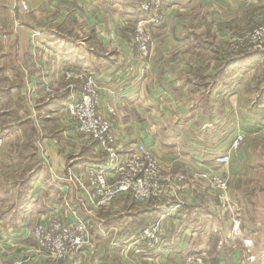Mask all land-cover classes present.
<instances>
[{
	"label": "rangeland",
	"instance_id": "374dc122",
	"mask_svg": "<svg viewBox=\"0 0 264 264\" xmlns=\"http://www.w3.org/2000/svg\"><path fill=\"white\" fill-rule=\"evenodd\" d=\"M45 1L33 0L29 3L26 0H0V264H69L68 260L59 262L55 257L56 254L45 250L41 245L39 246L35 228L42 220L48 221L53 218L69 220L74 217L84 218L88 223L86 238L88 243L85 250L79 251L76 256L78 264H215L214 260L220 256V253L232 257L239 251L245 252L247 249L249 250L248 255L255 257L254 264H264V102H262L263 105H260L261 108H258L256 103L254 104V99L256 101L259 95L256 85L257 87L261 85L260 92L264 87L260 84L264 80L262 78L264 76V45L255 43L236 52L232 50L230 44L232 38L239 40L252 29L250 33L254 34L256 26L264 23V0H238L237 7L232 6L238 13V30L229 32L231 36L226 35L228 36L227 40L224 36L216 34V37H220L221 41L225 40L218 43H222L226 47V52H228L225 54L226 58L238 54L261 57L252 67L254 70L250 71L254 80H249V76L245 78L249 86L242 88V95L246 96L243 101L238 100L239 105L243 106L239 110L240 116L234 118V116L228 115L225 119L208 120L196 119L195 115L191 113L190 116L193 118L187 117L173 123L168 120L169 131L166 127L160 131L159 135L164 144L162 148L158 147V149L170 156L171 163L183 162V160L185 162L211 161L215 168L212 173L221 177L226 182L227 188L222 192L205 188L206 195H209L208 191L214 192V195L210 197L211 205H209L208 196L207 198L203 196L198 198L200 204H208L205 211L210 213L208 214L206 211L207 220L211 221L210 231L208 230L204 235L199 234L200 236L194 240H189L190 244L182 248L184 250L181 256H175L180 248L173 247L174 243H180L179 236L181 234L179 235V232L171 236L169 240L172 248L162 253L165 250V247H162L157 252L158 260L155 261L135 256L132 249L128 251L127 257L121 255L122 249L135 242L134 239H131L132 234H135L144 225L143 223H134L135 220L131 216L135 212L151 207L157 208L161 215H164L168 204L172 205L174 201L179 203L178 201L185 199L184 194L187 196V193L194 192L193 197H199V194H196L194 185L189 187V185L184 186L183 183H179L167 189L161 198L150 203L138 204L131 199L124 202L114 200L103 208H89L84 196L77 192V187L83 183L82 181L86 182L87 176L86 170L79 167L84 163L97 162L99 159L97 154L101 151L90 139L79 133L74 134L77 138L74 139L73 145L61 139L52 140L53 143L59 145L56 147L57 149L62 148L60 153L65 160L61 173H57L56 176L65 180L62 183L64 190L62 194H57L60 191L58 187L60 183L50 180L52 173L45 166L48 159L43 155L42 141L46 137L55 139L57 125L68 130L72 125L65 121L67 120L64 114L65 109L59 108L60 106L57 107L51 102L52 98H55L52 97V94L56 90L50 80L39 81L40 70L44 68V65H39L40 59L38 60L37 55H34L35 60L31 56L32 61L30 62V54L27 52L26 55H23L27 59H21L19 57L20 50H18V55L14 51L18 46L17 42L12 43L13 51L12 54H9L11 53L8 51L9 42L11 36H16L17 39H20V46L22 45L23 50L27 49L28 51L30 47L38 46L40 40L45 42L42 33L46 39H49L48 34L53 30L61 35L76 39L79 41V46H84L86 51L91 48L99 51V44L98 40H90L88 35L83 34L81 24L76 25L77 27L75 25L68 26L70 22L62 20L59 13L54 9H49V0H47V4ZM109 1L113 2L109 7L112 13L119 9L114 2L121 1L122 5L127 4L123 8L126 11L125 15L128 16L125 17L124 23L126 27L128 26L127 30H129L128 34H131L132 43V28L141 20L139 16L140 19L136 21L134 16L141 0ZM211 1L209 0L207 5H200L197 11H194L196 6L190 7L192 9L189 13L191 14L182 18V22L189 23L191 21V34L193 29L200 32L203 27L206 28V32H209L208 27L211 24L208 23L209 21H205L206 18L211 20L213 16H219L222 12L224 15L220 16L223 18L230 15V11L216 10ZM214 1L223 8H227L230 2V0ZM236 1L234 0V4ZM96 6L101 8L100 4H96ZM67 10L68 8H66ZM165 10L169 13L171 8ZM165 10H163L164 13L161 12L163 22L158 26L151 25L147 28V30L151 28L147 34L150 38L149 49L152 48V51L156 48L166 50L175 46L170 42L172 39H168L169 36L166 35ZM178 10L181 9L178 7L176 11ZM68 18L71 21L73 18L78 20L76 15L74 17L69 15ZM125 26L124 28H126ZM182 34L183 31H181ZM195 37L199 38L197 35ZM79 50L83 52L81 48ZM40 51L46 58L44 51L42 49ZM148 52L145 62L151 56V49ZM48 58L52 59L53 57ZM159 58L164 60V64L168 60L166 52L159 54ZM214 58L215 56L210 54L196 55L195 67L189 70H183L182 61L173 62L171 66L178 72L173 71L172 73L176 78L180 76L186 78L187 81H194L196 85H201V80L207 82L210 79L207 78V67L211 62H215ZM134 61L138 64L136 53ZM43 62L46 64L47 61ZM79 62H81L80 64L84 63ZM33 63L35 64L34 73L32 72ZM212 68L213 66L208 67V70H212ZM164 70H166V65ZM184 71L185 74H183ZM200 73L204 78L198 77ZM45 83H50V85L43 86ZM249 88H251L250 92H248ZM198 96L200 99L202 98L201 94ZM176 97L178 100L180 99L177 94ZM66 105L64 102L63 106ZM225 109L228 111L227 113H231L229 110H232L233 107L225 106ZM248 109H254V111L243 113ZM63 122L66 126L61 125ZM170 123L171 127L169 128ZM248 132L255 133L248 134ZM238 136H242V139L239 144L233 147L232 144ZM220 155L228 156L229 159L225 165L215 164V159ZM189 170H192L191 173H196L195 168L187 167L186 175ZM174 173L185 176L181 170ZM207 185H209V181ZM43 202L53 206L48 210ZM174 206L171 209H174ZM71 208H74L72 210L74 213L69 211ZM128 213L132 215H128ZM128 216L131 217L130 220H128ZM155 217L158 219L159 216ZM163 220L164 225L169 224L166 221L167 216L164 215ZM233 221H237L239 225V239L250 240L251 248H243V245L236 239L227 243L226 246L229 250H225L226 246L218 247L220 237L214 235L213 228L218 227L223 232L225 228H229L234 223ZM23 227L25 232L22 231ZM122 233L129 237L119 239L120 236H124ZM25 237H28L26 241ZM192 242L193 244H191ZM207 244L209 245L207 246ZM201 247L203 251L193 256ZM182 250L179 251L180 254ZM171 253H174V256ZM162 254L163 256L160 257ZM231 263H235V261L221 260L219 264Z\"/></svg>",
	"mask_w": 264,
	"mask_h": 264
},
{
	"label": "crops",
	"instance_id": "0c3cea01",
	"mask_svg": "<svg viewBox=\"0 0 264 264\" xmlns=\"http://www.w3.org/2000/svg\"><path fill=\"white\" fill-rule=\"evenodd\" d=\"M26 1L31 3L33 0ZM105 1L49 0V9H54L59 13L62 20L64 19V21L70 22L69 25L66 22L64 23L68 26L81 24L80 27L82 28L83 34L86 36L92 35L93 39L98 40L99 53H96L92 48L86 51L84 46H79V41L76 39L71 36L61 35L53 30L48 34L50 41H48L49 39H46L44 33H42L45 42L39 39L40 42L38 43V46L35 45L34 47H30L28 51L27 49L23 50L22 45L20 46V39H17L16 36H11L8 51H11L9 54H12V43L17 42L18 46L14 51H16L18 55V50H20L19 57L21 59H27L23 55H26L28 52L30 54L31 62V56L34 57V55H37L38 60L40 59L39 65H44V68L40 70L39 81L50 80L52 86L56 90L52 94V97L55 98H52L51 101L54 105H56L55 103L64 102L67 104L68 101L77 96L79 91V85H74L70 89L66 88V83L61 76L64 68L86 70L89 73H92L95 77L98 88L99 109L104 114H107V107H111L114 110L115 114L109 116V119L112 124V129L123 148L130 150L134 145L141 143L159 158L161 165H171L173 168L171 170L172 172H177V170L183 171L187 179L184 186L189 185V187H191L190 185H194L196 187L195 192L196 194H199V197H193L195 195L194 192H191L190 194L187 193V196L184 194L185 199L178 201L179 203L172 201L173 204L170 206L173 207L175 205L174 209H168L164 213V215L167 216L166 221L169 223L166 225L168 226L170 237L179 232V235L181 234V236L178 235L180 243L176 242L173 246H179L180 250H182V248H185L190 244L189 240H194L200 236L199 234L204 235L208 230L210 231L209 226L211 225V221L207 220V216L210 213L204 214V212L207 211H205V209L208 207V204H200L198 198H201V196L207 198L208 196L209 205H211L212 202L210 201V197L214 195V192L210 193L208 191L209 195H206L207 192L205 191V188L210 189L207 182L210 181L209 175L214 172L215 168L212 164L213 162L208 160L205 162H196V160L193 162H185V160H183V162L171 163L170 156L162 153V151L158 149V147L162 148V145L164 144V141L161 140L159 135L160 131H163L165 127L167 128V131H169L168 120L173 123L176 120L187 117L193 118V116H190L191 113L192 115H195L194 118L196 119L204 118L208 120H216L219 118L217 120H221L225 119L228 115L238 118L240 116L239 110L243 107L241 104L239 105L238 100L243 101L244 97H246L245 95H242V88H248L249 86L245 78L249 76V80H254L252 74H250V71L252 72L254 68L248 70L239 78L238 65L236 60L233 59L228 62V69H223L222 72L229 75L236 74V77L233 78L231 76L230 78L223 79L218 84L214 83L211 85L212 88L203 93V91L200 92L197 89L194 81H187L186 78L184 79L180 76L177 78L174 77L175 74L172 72H178V70L173 69L171 65L173 62L177 63L182 61L184 64L183 70H189L190 68L195 67L194 59L196 58V55H217L218 58L221 59L220 55L222 56L223 51H226V47L224 44L218 42H224L229 35L231 36L229 32H233L239 28L238 13L236 12V9L232 7H237L238 0L235 4L234 0H230L227 8H223L218 2L212 0L211 3L216 10L230 11V15L223 18L220 15H224V12L220 13L218 11V13H220L219 16H213L211 20L207 18L205 19L206 22L209 21L208 23L211 24V26L208 27L209 32H206V28L203 27L200 32H196L193 29L192 34L190 32L191 21L189 23L187 21L182 22V18L191 14L189 12L192 8L190 7L196 6L194 11H197L199 10L200 5H207L209 0H162V8H160L162 12L165 9L171 8L169 13L165 10L166 22L164 25L167 30L166 35L169 36L168 39H172L170 42L175 44V46L170 49L167 48L166 50L156 48L154 51L150 48L151 56L143 64H136L134 61L135 52L131 43V34H128V26L126 27L124 23L125 17L128 16L125 15L126 11H124L123 8L127 4L125 3L122 5L121 1L114 2V4L118 5L119 9L112 13L109 10V7L113 2H110L109 0ZM45 3L47 4V0ZM96 4H100L101 8L96 6ZM178 7L181 10L176 11ZM66 8H68L67 11ZM69 15L73 17L76 15L78 20L73 18L71 21L68 18ZM61 22L62 21L59 23ZM124 26L126 28H124ZM181 31H183L182 35ZM216 34L218 36H224L225 40L221 41L219 39L220 37H216ZM191 35L194 36V39ZM196 35L199 36V38H196ZM63 38L65 42H63ZM66 43L68 46L65 45ZM208 43L212 45V49L208 46ZM79 48H81L83 52H80ZM41 49L44 51L46 58L43 57V52L40 51ZM215 49H218L219 52ZM165 52L168 60H166V63L164 64V60L159 58V54H164ZM48 57L53 58L49 59ZM43 61H47L46 64ZM79 61L84 63L80 64L81 62ZM214 63V61L211 62L208 67L214 66ZM165 65L166 70H164ZM32 66V72L34 73L35 64L33 63ZM130 66L133 67V71H126ZM211 71L212 70L209 69L206 74L209 75ZM183 74H185V71ZM224 83H226L223 87L224 93L220 94V88ZM47 85H50V83L43 84V86ZM228 86H230V88H228ZM210 90L211 93H209ZM250 90L251 88H249L248 92H250ZM176 94L180 96L179 100L178 97H176ZM199 94H201V96L202 94H205V97L202 98H207L210 101L212 105L210 108L202 105V98L200 99L198 96ZM260 98L264 99V90L259 94L257 100L259 101ZM256 101L254 99V104ZM225 106L233 107L232 110H229L231 113H227L228 111L225 109ZM257 107L261 108L262 106ZM59 108L65 109V106L62 105ZM253 111L254 109H248L243 113H251ZM171 123L169 128L171 127ZM61 125L66 126L64 122ZM57 126L58 130L55 131V134L57 135L55 139L46 137L42 141L41 149L44 157L48 159L47 164L45 165L46 169L52 173V176H50L51 178H49L54 183H60V185L58 184L59 186L57 185L60 189L57 194H62L64 190L62 183L64 180L56 176L57 173H61L65 160L60 153L62 148L57 149L56 147L59 145L53 143L52 140L58 141V139H61L62 141L73 145L74 139L77 137L74 135L73 126H71L69 130L62 129L60 125ZM254 133L255 132H248V134ZM97 156L99 157L97 162L84 163L79 168L83 169L86 166L101 164L104 158L100 152ZM187 167L195 168L194 171H196V173H191L192 170H189L186 175L185 169H187ZM43 205L48 210L53 206H50L45 202H43ZM156 210L157 213H159L158 216H161V212L157 208ZM213 214L215 215V213ZM22 231L25 232L24 227ZM27 238L28 237H25L24 240L26 241ZM238 243L241 242L238 241ZM191 244H193V242ZM208 245L209 244H207V246ZM201 249L202 247L195 252L193 256L198 252L203 251ZM226 249H228L227 246L225 247V250ZM180 250L177 252L179 255L176 254L175 256H181L183 254L182 252L184 249L181 251V254L179 253ZM165 252L167 251H162V253ZM171 254L174 256V253ZM162 256L163 254L160 257ZM236 257V254L232 257H227L220 253V256L214 260V263L219 264L221 260L233 262L236 260ZM156 260H158V258Z\"/></svg>",
	"mask_w": 264,
	"mask_h": 264
},
{
	"label": "built area",
	"instance_id": "2783aa9c",
	"mask_svg": "<svg viewBox=\"0 0 264 264\" xmlns=\"http://www.w3.org/2000/svg\"><path fill=\"white\" fill-rule=\"evenodd\" d=\"M161 3V0H141L139 3L141 20L134 26L132 34V44L138 64L145 62L148 58L150 38L147 28L151 25L158 26L163 22V15L160 12ZM256 27L252 35L250 32L253 29L243 35L244 37L240 36L239 40L232 38L230 42L232 50L237 52L255 43L264 45V23ZM126 71L132 72L133 67H128ZM61 76L66 83V88L70 89L74 85H79L77 96L68 101L65 106L66 121L73 126L75 134L85 135L84 137L95 143L104 158L101 164L83 168L87 174L86 182L82 181L83 183L77 187V192L84 196L89 208L106 207L122 195H128L138 204L154 201L161 198L163 193L173 185L186 183V176L172 172L171 165H161L159 158L143 144L138 143L130 150L123 148L109 119V116L115 114L114 110L107 107V114H104L99 109L98 88L92 73L86 70L64 69ZM241 139L242 136L236 137L233 147L239 144ZM228 159V156L220 155L215 159V164L225 165ZM209 180V187L213 191L226 190V182L216 174L211 173ZM168 209H171L169 204L165 211ZM163 219L164 215L156 220L149 218L142 228L132 234L131 239L135 242L122 249L121 255L127 257L128 251L132 249L135 256L155 261L157 252L162 247H165L164 251H169L172 248L169 240L171 237ZM233 222L223 232L218 227L213 228L214 235L220 237L218 247L224 248L229 241L236 239L241 242L243 248H251L250 240L239 239V225L237 221ZM87 235L88 223L84 218L79 217L69 220L66 218L65 220L60 218L42 220L35 228L39 246L56 254L55 257L59 262L68 260L69 264H78L76 256L79 251L85 250L88 243ZM127 237L129 236L124 234L119 239ZM248 254V249L245 252L239 251L235 263L231 264H254L255 257Z\"/></svg>",
	"mask_w": 264,
	"mask_h": 264
},
{
	"label": "trees",
	"instance_id": "16d2710c",
	"mask_svg": "<svg viewBox=\"0 0 264 264\" xmlns=\"http://www.w3.org/2000/svg\"><path fill=\"white\" fill-rule=\"evenodd\" d=\"M118 2V1H117ZM162 4V3H161ZM133 5H134V3H133ZM136 14L134 15L135 16V19H136V21H137V19L139 20L140 18H139V16H140V12H139V5L137 6V9H136ZM160 12H162L161 10H160ZM150 30H151V28H150ZM150 30H148V31H150ZM132 31H133V28H132ZM131 31V32H132ZM93 36L92 35H89V39L90 40H92L93 38H92ZM63 42H65V40H64V38H63ZM66 46H68V44L66 43L65 44ZM208 46H210V48L212 49V45L211 44H209L208 43ZM210 49V50H211ZM216 51H218L219 52V50L218 49H215ZM95 52H97V53H99V51H97V50H94ZM259 53V52H258ZM262 53V52H261ZM225 54H228V52H226V51H223V54H222V56L220 55V58H221V60L218 58V56L216 55L215 56V58H214V60H215V65L213 66V68H212V71L210 72V74L208 75V77L207 78H210L207 82L205 81V80H201V82L200 83H202L201 85H199V84H197L196 85V87H197V89L201 92V91H208L210 88H212L211 87V85L212 84H214V83H216V84H218L220 81H222L223 79H225V78H230L231 76L233 77V78H235L236 77V74H233V75H229V74H226L225 72H222V70L223 69H225V70H227L228 69V67H229V64H228V62L229 61H232L233 59H235L236 60V63H237V65H238V77L240 78V77H242L243 76V74L244 73H246L248 70H250L253 66H255V62H257L258 61V59H260L261 57L259 56V55H256V56H249V55H245V56H243V55H240V54H238V55H236V56H231V58L230 57H228V58H226V56H225ZM207 71H208V67H207ZM198 77L199 78H204V76L200 73V74H198ZM263 79H264V76L262 77ZM226 83H224L223 84V86L220 88V94H222V93H224L223 91H224V85H225ZM260 84H262L263 86H264V80H263V83H260ZM260 86L261 85H259L258 87H257V85H256V88H258L259 89V94H261V92H262V89H264V87L261 89V92H260ZM228 88H230V86H228ZM209 93H211V90H210V92ZM263 95V94H262ZM259 96V95H258ZM202 97H205V94H202ZM262 102H264V99L263 98H260V100L258 101H256V105L257 106H260V105H263V103ZM56 105H57V107H61L62 105H63V103L62 104H58V103H55ZM202 105L204 106V107H207V108H210L212 105H211V103H210V101L207 99V98H202ZM127 199H130V197L128 196V195H122V196H120V197H118V198H116L115 199V201H118V202H124V201H126ZM151 201H147L146 203H150ZM146 203H143V204H146ZM208 212V211H207ZM156 213H157V210H156V208H153V207H151V208H149V209H145V210H143V211H139V212H135V213H133V215L131 214V213H128V215H132L131 217H133V220H135L134 221V223H138V224H140V223H143L144 225L146 224V220L147 219H149V218H157V217H155V216H158L159 215V213H157V215H156ZM209 213V212H208ZM150 214H152V215H150ZM204 214H207L206 212H204ZM130 216H128V220H130V218H131ZM143 225V226H144ZM142 226V227H143ZM141 227V228H142ZM140 228V227H139ZM122 234H124V233H122ZM121 237V236H120Z\"/></svg>",
	"mask_w": 264,
	"mask_h": 264
}]
</instances>
